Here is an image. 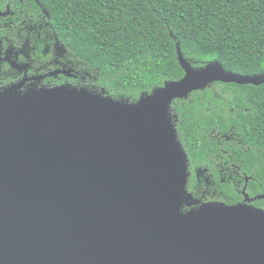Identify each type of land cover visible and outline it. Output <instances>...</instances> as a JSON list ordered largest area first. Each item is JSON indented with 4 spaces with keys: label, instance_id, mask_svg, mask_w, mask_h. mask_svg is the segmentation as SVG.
Masks as SVG:
<instances>
[{
    "label": "water",
    "instance_id": "95a60500",
    "mask_svg": "<svg viewBox=\"0 0 264 264\" xmlns=\"http://www.w3.org/2000/svg\"><path fill=\"white\" fill-rule=\"evenodd\" d=\"M177 59L183 78L135 103L69 85L0 90V264H264V210H184L195 203L171 113L264 72L195 69L179 46Z\"/></svg>",
    "mask_w": 264,
    "mask_h": 264
},
{
    "label": "trees",
    "instance_id": "16d2710c",
    "mask_svg": "<svg viewBox=\"0 0 264 264\" xmlns=\"http://www.w3.org/2000/svg\"><path fill=\"white\" fill-rule=\"evenodd\" d=\"M23 3L25 22L46 17L62 49L59 60L76 76L68 80L71 87L103 92L116 101L135 103L140 96L182 79L177 46L195 69L216 61L239 75L264 72V0ZM171 113L176 139L194 163L207 156L229 159L249 179L246 193L264 196V84L215 82L174 100ZM222 178L224 183L213 176L218 187L237 197L231 187L236 177ZM196 181L188 175V192ZM255 207L264 210V200H257Z\"/></svg>",
    "mask_w": 264,
    "mask_h": 264
},
{
    "label": "flooded vegetation",
    "instance_id": "af4514ba",
    "mask_svg": "<svg viewBox=\"0 0 264 264\" xmlns=\"http://www.w3.org/2000/svg\"><path fill=\"white\" fill-rule=\"evenodd\" d=\"M41 13L46 15L44 9ZM23 0L16 3L10 0H0V90L16 87V92L25 93L30 90L42 88H56L64 85L72 86L68 80L76 79L73 71L59 59L62 58L55 35L49 31L46 17L38 15L37 20L31 19L25 22ZM52 54L51 57H48ZM82 80L85 81L84 78ZM76 87H79L76 85ZM81 88V87H80ZM174 116V115H173ZM186 150V149H185ZM186 154L187 173L197 177L192 192H188L198 201V204L185 207V211L196 210L203 204L218 203L233 206L245 204L255 207L256 196L246 193L249 179L238 164L232 163L224 157L212 158L207 156L206 161H194ZM233 175L231 187L235 195L225 193L214 182L213 176L221 177L219 181L225 182L224 176ZM212 185L211 188H204ZM214 190L215 195L207 197ZM247 196V198H246ZM236 198V201H231ZM257 208V207H256Z\"/></svg>",
    "mask_w": 264,
    "mask_h": 264
},
{
    "label": "rangeland",
    "instance_id": "374dc122",
    "mask_svg": "<svg viewBox=\"0 0 264 264\" xmlns=\"http://www.w3.org/2000/svg\"><path fill=\"white\" fill-rule=\"evenodd\" d=\"M44 12H45V10H44ZM212 187V185H208L207 187H204V188H211ZM202 193H204V195L205 196H207V197H212L213 195H215V193H214V190H211L210 191V194H207V192H206V190L205 189H202ZM189 201H190V204L191 203H195V204H198V201L197 200H194V198L192 197V199H189ZM197 202V203H196ZM192 205H194V204H192ZM188 208V207H187Z\"/></svg>",
    "mask_w": 264,
    "mask_h": 264
}]
</instances>
